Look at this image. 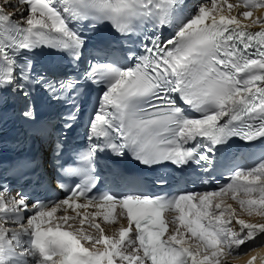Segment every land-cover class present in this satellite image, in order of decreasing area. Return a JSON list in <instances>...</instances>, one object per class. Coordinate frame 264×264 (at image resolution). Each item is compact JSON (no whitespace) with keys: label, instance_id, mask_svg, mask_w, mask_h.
I'll list each match as a JSON object with an SVG mask.
<instances>
[{"label":"snow or ice","instance_id":"obj_1","mask_svg":"<svg viewBox=\"0 0 264 264\" xmlns=\"http://www.w3.org/2000/svg\"><path fill=\"white\" fill-rule=\"evenodd\" d=\"M10 3L0 4V101L10 93L26 121L35 120L41 96L69 103L55 133L54 178L63 188L71 177L74 186L51 202L24 193L8 197L0 186V264H229L220 257L264 236V155L255 166L230 169L229 183L202 193L92 195L98 177L90 174L98 154L109 151L147 167L194 162L210 172L233 138L264 140V14H221L217 0L191 8L187 0H15L16 11L6 13ZM243 7L264 9V0H243ZM104 24L113 41L91 45ZM165 26L167 38L159 34ZM44 49L64 67L37 69L33 56ZM92 87L99 91L87 117L88 147L76 154L79 166H65L61 136L73 128ZM41 132L51 134L46 126ZM78 176L85 178L75 183ZM44 179L37 175L35 183ZM126 179L113 176L117 183ZM228 194L236 206L216 200ZM77 200L86 201L77 208L97 209L88 221L95 232L84 230L87 217L80 228L69 223L80 217L67 214ZM117 207L127 226L105 234L95 219L110 221ZM58 210L65 214L53 220Z\"/></svg>","mask_w":264,"mask_h":264},{"label":"bare ground","instance_id":"obj_2","mask_svg":"<svg viewBox=\"0 0 264 264\" xmlns=\"http://www.w3.org/2000/svg\"><path fill=\"white\" fill-rule=\"evenodd\" d=\"M199 2V0H196L194 4H197ZM205 3H207L209 6H211V0H204ZM0 4H3V0H0ZM12 4H15L14 0H11L10 5L5 6L4 7V11L6 13H13L16 11V9L11 6ZM217 4H218V8L217 11L220 12L221 14H225V15H236L237 12H241V11H251L253 13V17H255L256 15H261L264 14V9H260V8H252V9H245L243 7V0H227V3L224 2V0H217ZM228 4H232L234 5V7L229 10L228 9ZM192 5V6H193ZM191 6V7H192ZM190 7V8H191ZM15 19H20L19 16L14 17ZM239 19H241L242 23L247 24L249 23V21L245 20L242 16L238 17ZM253 29L258 28V25H252ZM216 200H220L224 203H233L234 206L235 203L231 200L230 198L225 197H219L216 198ZM65 208H67V206H64ZM97 211V209H95V207L90 206L88 209H82V210H75V209H68L67 214L69 216H76L77 213H80V217H78L77 219L73 220V221H69V223H71L73 225V229L76 228H80L81 225L79 223V219L80 218H84L87 217L85 219V224L83 225V228L85 231H87L88 229H91L89 227V223L88 221L91 219V213ZM120 209L118 208V210L116 211L115 214H113L114 218L111 219L110 221H104L103 220V216H99L95 219L96 223H99L100 226L105 230V234H112L113 230H116L117 228H119L121 225H125V220H124V216L121 217L120 216ZM65 213L63 210H58L57 213H55L52 217L53 220H57L58 217L63 216ZM244 218V217H242ZM250 220H252V222H255L256 220H258L259 218H249ZM60 223H63L62 221H58ZM238 230V229H237ZM92 232H95L96 230H91ZM192 242V241H190ZM262 245V247L252 250L253 248ZM87 246V245H86ZM243 251H248V253L244 254V255H222L220 257L221 260H227L229 261V264H248V261L250 259H252L253 257H255L254 260H252V264H264V236H259L257 237V239L255 241H248L246 244H243L239 247V249H237V252H243Z\"/></svg>","mask_w":264,"mask_h":264}]
</instances>
